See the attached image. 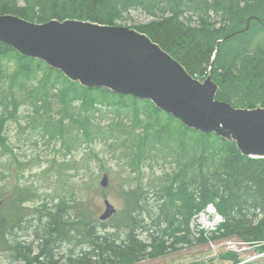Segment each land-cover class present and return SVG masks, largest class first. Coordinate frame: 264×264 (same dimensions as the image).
<instances>
[{
    "label": "trees",
    "instance_id": "1",
    "mask_svg": "<svg viewBox=\"0 0 264 264\" xmlns=\"http://www.w3.org/2000/svg\"><path fill=\"white\" fill-rule=\"evenodd\" d=\"M20 1L23 5H18ZM131 10L152 18L132 27L147 34L191 75L204 78L211 72L220 86L219 98L237 102L235 105L240 107L262 104L264 108V40L259 41L261 36L264 38V0H0V15L15 14L39 24L72 18L114 25ZM193 15L199 19L198 25L194 24ZM4 57L10 58L4 62H10L13 71L9 74L11 90L0 100V151H9L5 130L11 120L22 126L18 113L21 104H25L30 112L25 129L41 130L49 142H61L62 157L52 159L49 166L59 171L60 181L77 168L78 161L69 160L68 156L102 141L109 142L112 152L124 145V157L131 161L138 158L137 164L146 156L145 151L159 142L164 145L168 161L176 163L175 169L165 174V182L153 192L157 206H149L150 190L142 185L125 192L130 204L126 222H101L102 227H113L117 232L100 233L94 219L79 213L77 206L72 212L74 206L66 200L75 187L61 181L66 187V200L48 213L47 228L41 229L53 238L54 244L46 239V234L38 237L41 241L35 253L29 243L14 244L13 249L20 253L17 259L25 264H135L165 256L175 245L192 242L190 233H186L190 231V220L195 211L209 202L226 218L215 239L238 237L259 244L264 250V157L246 156L236 142L188 128L149 100L117 95L105 88H84L39 58L19 54L0 42V62ZM4 62L0 63V86L5 75ZM18 83L20 98L14 89ZM155 192H160L159 197ZM23 196L14 203L27 201L29 193ZM187 203L193 205L188 207ZM145 213L148 222L143 217ZM6 219L0 216L3 240ZM200 237L199 243L207 242ZM63 242L75 247L86 244V250L66 257L61 249Z\"/></svg>",
    "mask_w": 264,
    "mask_h": 264
},
{
    "label": "rangeland",
    "instance_id": "2",
    "mask_svg": "<svg viewBox=\"0 0 264 264\" xmlns=\"http://www.w3.org/2000/svg\"><path fill=\"white\" fill-rule=\"evenodd\" d=\"M20 3L22 1L18 5ZM150 20L152 18L142 11L131 10L124 20L118 21L115 25L132 27ZM194 21V24L199 23L196 17ZM263 40L264 38L260 37L259 41ZM6 60H10V58L4 57L0 63ZM3 69L5 75L0 86V100L11 90L12 82L9 74L13 71V65L10 62H4ZM199 80L203 81L201 78ZM14 89L15 96L20 98V84H16ZM9 108L11 110L12 106ZM27 108H29L27 105L21 104L18 113L21 127L16 120L9 121L7 130H5L9 139V151H0V162H2L0 165V216L7 218L4 228L7 232H3L6 236L5 240L1 238L0 234V264H25L24 260L17 259L20 253L13 249L14 244L29 243L35 253L41 241L40 238L45 234L46 239L54 244L53 238L46 231L42 232L41 229L47 228L48 213L55 211L56 205L60 201L66 200L64 193L66 187L61 181L75 187V192L69 194L68 200H66L68 205L71 204L69 206H74L71 211L74 212L75 206H77L79 213L87 214L94 219V224L100 233L107 230L117 232L113 227L104 228L101 225L99 215L104 210L106 199L118 210L112 220V223L117 225H123L127 220L126 214L130 210V204L125 192L130 189L142 185L145 190H150L148 193L150 194L149 206L158 205L153 192L165 182V174L172 172L176 167V163L165 160L164 153L161 152L162 144L155 145L156 142H154L156 149L155 147H153L154 150L149 149L146 156L140 158L139 164H137L138 158L131 161L124 157L122 154L126 149L124 145L115 149V152L109 150L107 145L109 142L105 141L94 143L91 145L93 149L84 146L72 157L68 156L69 160L78 161L77 168L67 172L68 176H64V179L60 181L57 176L59 171L49 168V166L52 159L62 157V153L59 152L61 142L58 140L49 142L48 138L42 137L41 130L37 132L31 128L25 129L24 126L29 122L27 114L30 113ZM175 125L178 124L175 123ZM138 165L140 167H137ZM104 175L109 177L107 187H103L101 184ZM26 192L29 193L27 201L16 205L14 202H18L22 194L26 196ZM157 195L159 196V194ZM135 209L136 206L133 205V213ZM143 217L148 222V213H145ZM118 233L120 237H125L122 231ZM196 235H190L191 243L177 244L163 257L149 258L135 264H243L251 260L256 264H264V250L260 249L259 244L242 242L238 237H234L232 239L238 240L236 243L238 247L229 251L228 248L232 245L228 246L225 242H217L214 245L211 242L201 244ZM10 239L13 242L9 241ZM63 243L65 244V242ZM64 244L61 245V249L66 253V257H75L80 250H86V245L75 247L74 244L70 246ZM57 245L59 246L58 243ZM230 253L232 255H229Z\"/></svg>",
    "mask_w": 264,
    "mask_h": 264
},
{
    "label": "water",
    "instance_id": "3",
    "mask_svg": "<svg viewBox=\"0 0 264 264\" xmlns=\"http://www.w3.org/2000/svg\"><path fill=\"white\" fill-rule=\"evenodd\" d=\"M2 19L0 18V21ZM13 20L25 26L24 30L31 33L28 38L37 44L22 43L16 37L9 38L2 33L0 40L9 42L26 55L46 62L73 82H79L89 89L105 87L116 94L149 99L156 108L180 118L188 127L206 132L215 131L228 140L237 141L245 155L264 154V109L234 110L228 103L215 100L218 92L217 84L210 79L203 87L193 82L177 65L179 63L154 43L147 34L127 26L77 20H67L64 23L49 21L39 26L31 21L16 18ZM102 39L111 43L103 44L100 48L99 42ZM41 42L47 46L38 45ZM50 44L55 48L48 47ZM127 51L145 52L149 61L133 63L130 59L125 60ZM99 54H103L104 57L101 61L103 69L99 65L100 62H96V65L87 62L89 58L95 59ZM166 73L170 74L167 76L178 79V84L181 85L179 87L190 89L191 97L203 102L207 109L206 113L223 114V120L214 121L211 125L206 124L204 113L197 116L198 113L192 109L188 110L177 104L175 100H171V96L162 87L168 88V84H161ZM108 183V176H104L102 185L106 187ZM105 203L106 209L100 216L101 220L110 219L116 212L115 207L108 200Z\"/></svg>",
    "mask_w": 264,
    "mask_h": 264
},
{
    "label": "bare ground",
    "instance_id": "4",
    "mask_svg": "<svg viewBox=\"0 0 264 264\" xmlns=\"http://www.w3.org/2000/svg\"><path fill=\"white\" fill-rule=\"evenodd\" d=\"M253 3V2H252ZM22 5H23V2L21 3ZM235 6V5H234ZM234 8V7H233ZM230 9V8H229ZM237 9V8H236ZM237 11V10H236ZM240 11V10H239ZM207 13H209V12H207ZM213 13V12H212ZM233 13V12H232ZM231 13V14H232ZM195 17H197L196 15H193V19L195 18ZM0 18H3L1 21H0V33H2V34H4V35H7L6 37H9V38H14V37H16L17 38V40H19L20 42H22V43H26L27 44V42L30 44V43H35V44H37V42H35L34 40H31L30 38H28L29 37V35L31 34L30 32H26L25 30H24V28H25V26H21V25H19L18 23H16L17 21H14L13 19H22V20H24V21H30V20H27V19H25V18H23V17H20V16H17V15H13V14H4V15H0ZM9 18H13V19H9ZM68 20H70V21H75L76 19H68ZM199 20V19H198ZM197 20V21H198ZM201 20V19H200ZM214 20V19H213ZM52 21H56V22H62V23H64V21H58V20H52ZM67 21V20H66ZM77 21H81V22H93V21H89V20H77ZM184 21V20H183ZM202 21H203V18H202ZM206 21V20H205ZM212 21V20H211ZM211 21H209V22H211ZM188 22V21H187ZM31 23H33V24H35V25H42V24H45V23H35V22H31ZM46 23H48V22H46ZM96 23H98V22H96ZM203 23H205V22H203ZM100 24H102V23H100ZM196 24V23H195ZM109 25V24H108ZM198 25V24H197ZM122 26V25H121ZM193 27V26H192ZM249 27H250V24H249V22H248V26H247V29H249ZM209 30V29H208ZM145 34V33H144ZM264 35V34H263ZM196 37V36H195ZM261 37H263V36H261ZM151 39V38H150ZM152 40V39H151ZM153 41V40H152ZM0 42H2V43H5V44H7V45H9V46H11L12 48H14L16 51H18L19 52V54H22V55H24V56H29V55H26L25 53H23V52H21L19 49H17L16 47H14V46H12L9 42H7V41H4V40H0ZM154 42V41H153ZM207 42V41H206ZM99 43H101V45H99V47L101 48L102 47V45L104 44V45H109L110 43H111V41H108V40H105V39H102ZM154 43H156V42H154ZM156 44H158V43H156ZM38 45H40L41 47H42V45L43 46H47L44 42H41V43H38ZM159 45V44H158ZM51 46H53V45H49L48 47H50L51 48ZM160 46V45H159ZM161 47V46H160ZM53 48H55L54 46H53ZM123 48V47H122ZM162 48V47H161ZM62 51H64V50H62ZM62 51H59V52H62ZM165 51V50H164ZM166 52V51H165ZM167 54H169L168 52H166ZM216 53H217V50H215V52H214V54H213V57H215V55H216ZM126 55L127 56H125V60H128V59H130L133 63H145V62H148L149 61V57H148V55H146L145 54V52H141V53H134V52H129V51H127L126 52ZM245 55V54H244ZM169 56H171L172 57V59L173 60H175V61H177L179 64H177V65H179L180 66V68L183 70V72L186 74V76L187 77H189L193 82H196L198 85H200V86H205V84L207 83V81H208V79H210L211 80V82H213V83H215V84H217V86H218V92H217V94L215 95V100H219V101H222V102H226V103H228L229 105H231V109H234V110H238L239 108H242V110H251V109H255V108H261V109H264L263 107H261V106H257V107H240V106H236L235 105V103H237V102H235L234 104L232 103V102H230V101H227V100H223V99H221V98H219V96H218V94H219V84L213 79V77H212V75L211 74H209V75H207V77L205 76L204 78H201V79H203V81H200L199 80V78L196 76V75H191L190 74V72L187 70V68H185V66H183V64H181L176 58H174L171 54H169ZM30 57H32V56H30ZM104 59V57H103V54H99L98 55V57H95V59H92V58H89L88 60H87V62L88 63H90V64H92V65H96L98 62H100V64L99 65H101V69H103L104 68V66H103V64L101 63V61ZM97 62V63H96ZM133 63H131L132 65H134ZM130 70H132V68L130 69ZM174 70H176L175 68H174ZM182 70H180V71H182ZM151 75V74H150ZM167 75H170V74H168V73H166V76H164V79L163 80H161V84H163V85H165V84H168V88H165L164 86H162L164 89V91L166 92V93H168L170 96H171V100H175L176 101V103L177 104H180L181 106H183L184 108H186V109H188L189 110V108L190 109H192L194 112H196V113H198L197 114V116H201L200 114L201 113H204L203 115H204V119H205V123L206 124H209V125H211L214 121H219V120H223L222 119V117H224V115L223 114H219V113H216V112H213V113H206L207 112V109L205 108V106H204V104H203V102L202 101H200L199 99H194V98H192L191 96H192V94H191V90L190 89H187V90H185L184 88H182V87H179V86H181L180 84H178V79H173L172 77H169V76H167ZM255 75V74H254ZM259 77V76H258ZM255 78H256V76H255ZM165 83V84H164ZM253 84V83H252ZM263 85V84H262ZM261 87H263V86H261ZM105 88V87H104ZM105 89H108V88H105ZM241 89V88H240ZM108 90H110V89H108ZM231 96H233V95H231ZM235 99V98H234ZM237 104H239V103H237ZM258 105H262V104H258ZM264 105V104H263ZM158 109V108H157ZM205 109V110H204ZM13 110V109H12ZM11 110V111H12ZM158 110H160V109H158ZM164 113V112H163ZM165 114V113H164ZM170 116H172L173 118H175V120L177 119L178 121H181V122H183L180 118H178V117H176V116H174L173 114H170V113H168ZM100 117V116H99ZM236 123H238L237 121H235ZM240 123V122H239ZM184 124V123H183ZM186 126V125H185ZM188 127V126H187ZM188 128H191V127H188ZM110 129V128H109ZM191 129H193V130H195V131H197V132H200V133H202V134H208V135H211V134H214V135H216V136H219V137H221V138H224V139H226V140H228L227 138H225L224 136H222V135H220L219 133H217V132H215V131H212V132H206V131H203V130H200V129H197V128H191ZM108 130V129H107ZM25 131V130H24ZM115 135V134H114ZM196 136H197V134H196ZM206 136V135H205ZM212 136V135H211ZM195 137V136H194ZM197 138V137H196ZM199 138H200V134H199ZM24 140V139H23ZM36 140V139H35ZM41 141V140H40ZM228 141H232V140H228ZM234 142H236L237 143V146H238V142L237 141H235L234 140ZM37 147V146H36ZM238 148L240 149V147L238 146ZM240 151L242 152V150L240 149ZM243 153V152H242ZM244 154V153H243ZM245 155V154H244ZM246 156H250V157H252V158H261V157H264V154H261V155H256V154H250V155H246ZM28 161V160H27ZM207 169V168H206ZM178 175V174H177ZM186 175V174H185ZM213 180V179H212ZM172 183V182H171ZM192 184V183H191ZM5 189V188H4ZM156 193V192H155ZM160 193V192H159ZM159 193H157V194H159ZM181 193V192H180ZM141 194V193H140ZM218 194V193H217ZM221 195H222V193H221ZM161 196V195H160ZM209 196V195H208ZM152 197V196H151ZM159 197V196H158ZM174 197V196H173ZM177 197V196H176ZM209 198V197H208ZM207 199V198H206ZM138 201V200H137ZM187 201V200H186ZM192 201H194V200H192ZM52 202V201H51ZM166 203V202H165ZM164 203V204H165ZM181 203V202H180ZM193 203V202H192ZM191 203V206L194 204H192ZM205 203H206V201H205ZM140 204V203H139ZM145 204V203H144ZM188 204V203H187ZM203 204V203H202ZM163 205V204H162ZM189 205V206H188ZM187 206L188 207H191L190 206V204H188ZM200 205V204H199ZM209 206H211V207H214L215 209H216V211H218V213H220V214H222L218 209H217V207H216V205L213 203V202H209V203H207L205 206H203V208H207V207H209ZM196 207V206H195ZM197 207H199V206H197ZM150 208V207H149ZM158 208V207H157ZM202 208V209H203ZM262 208V207H261ZM83 209V208H82ZM148 209V208H147ZM152 209V208H151ZM196 209V208H195ZM201 209V210H202ZM84 210V209H83ZM172 210V209H171ZM175 210V209H174ZM184 210H187V209H184ZM263 210V209H262ZM68 212V211H67ZM85 212V211H84ZM143 212V211H142ZM158 212V211H157ZM167 212V211H166ZM193 212V211H192ZM195 212H197V211H195ZM194 212V213H195ZM143 214V213H142ZM74 215V214H73ZM72 215V216H73ZM264 215V214H263ZM180 216V215H179ZM178 216V217H179ZM241 216V215H240ZM75 217V216H74ZM216 216L214 215V212L209 216V218H207L204 222H203V226H205V227H210V228H216V229H220L221 228V226H222V224L223 223H225V221H226V218H225V216H223V221L222 222H219V221H217L216 220V218H215ZM100 218V217H99ZM250 218V217H249ZM75 219V218H74ZM182 219V218H181ZM237 219V218H236ZM197 220L198 219H196V220H190V224H192V223H195V222H197ZM251 220H253V219H251ZM159 221V220H158ZM139 222V221H138ZM189 222V221H188ZM33 224V223H32ZM94 224V223H93ZM142 224V223H141ZM182 224V223H181ZM188 225H189V223H188ZM169 226V225H168ZM167 226V227H168ZM172 226V225H171ZM171 226H169V227H171ZM145 227V226H144ZM165 228V229H168V228ZM175 227V226H174ZM264 227V226H263ZM107 228V227H106ZM190 229V231L189 232H186V233H190L189 234V238H190V235H196L195 234V230L194 229H192V228H189ZM137 230L138 231H141V229H139V228H137ZM158 230V229H157ZM175 230V229H174ZM236 230V229H235ZM10 231V230H9ZM172 231V230H171ZM177 231V230H176ZM181 231V230H180ZM185 231V230H184ZM174 232V231H173ZM202 232L203 231H201V234H202ZM150 233V232H149ZM166 233V232H165ZM177 233V232H176ZM186 233H185V235H186ZM230 233V232H229ZM7 234V233H6ZM147 234V233H146ZM167 234H169V231H168V233ZM11 235V234H10ZM106 235V234H105ZM176 235V234H175ZM179 235V234H178ZM182 235V234H181ZM184 235V234H183ZM241 235V234H240ZM13 236V235H12ZM171 236V235H170ZM215 236V235H214ZM30 237V236H29ZM196 237H197V235H196ZM14 238V237H13ZM200 238H202V237H200ZM199 238V239H200ZM8 239H9V237H8ZM158 239V238H157ZM156 239V240H157ZM9 241H12L13 242V240H9ZM15 241V240H14ZM16 242V241H15ZM67 242V241H66ZM10 244H11V242H10ZM13 244V243H12ZM64 244V243H63ZM62 244V245H63ZM69 244V243H68ZM158 244V243H157ZM160 244V243H159ZM158 244V245H159ZM69 245H71V244H69ZM86 245V244H85ZM157 246V245H156ZM38 247V246H37ZM61 247V246H60ZM64 247V246H63ZM182 247V246H181ZM36 248V247H35ZM62 248V247H61ZM70 248H72V247H70ZM216 248V247H215ZM79 249V248H78ZM36 250V249H35ZM37 253V252H36ZM65 255V254H64ZM60 257V256H59Z\"/></svg>",
    "mask_w": 264,
    "mask_h": 264
}]
</instances>
